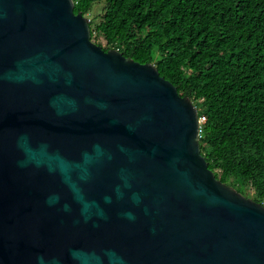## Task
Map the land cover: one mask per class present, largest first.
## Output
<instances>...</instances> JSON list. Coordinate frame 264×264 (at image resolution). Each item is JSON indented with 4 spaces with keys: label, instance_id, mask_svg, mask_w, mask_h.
Returning a JSON list of instances; mask_svg holds the SVG:
<instances>
[{
    "label": "water",
    "instance_id": "obj_1",
    "mask_svg": "<svg viewBox=\"0 0 264 264\" xmlns=\"http://www.w3.org/2000/svg\"><path fill=\"white\" fill-rule=\"evenodd\" d=\"M192 100L91 40L73 0H0V264H264V205L215 177Z\"/></svg>",
    "mask_w": 264,
    "mask_h": 264
},
{
    "label": "trees",
    "instance_id": "obj_2",
    "mask_svg": "<svg viewBox=\"0 0 264 264\" xmlns=\"http://www.w3.org/2000/svg\"><path fill=\"white\" fill-rule=\"evenodd\" d=\"M73 2L85 16L101 5L94 43L154 64L192 100L209 169L264 205V0Z\"/></svg>",
    "mask_w": 264,
    "mask_h": 264
},
{
    "label": "rangeland",
    "instance_id": "obj_3",
    "mask_svg": "<svg viewBox=\"0 0 264 264\" xmlns=\"http://www.w3.org/2000/svg\"><path fill=\"white\" fill-rule=\"evenodd\" d=\"M100 9H101V5H94L92 10L86 15V17L88 19H90V18L92 19L95 16V14L97 15L100 12ZM98 41L101 43V45L105 44V41L102 38H99ZM244 195L248 198H251L250 190L247 189L246 192L244 193Z\"/></svg>",
    "mask_w": 264,
    "mask_h": 264
}]
</instances>
